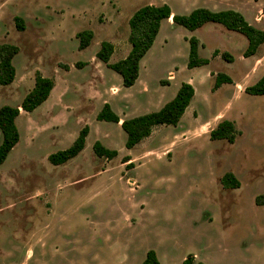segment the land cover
<instances>
[{
	"label": "rangeland",
	"instance_id": "obj_1",
	"mask_svg": "<svg viewBox=\"0 0 264 264\" xmlns=\"http://www.w3.org/2000/svg\"><path fill=\"white\" fill-rule=\"evenodd\" d=\"M165 4L178 15L234 10L264 30V0H0V44L19 48L16 80L0 86V108L20 107L37 73L55 80L46 103L21 111L20 142L0 166V264H96L95 255L103 264H142L150 250L161 264L189 255L204 264H264V206L256 205L264 194V96L245 93L264 76V45L244 58L248 41L238 32L213 23L192 32L164 21L131 88L96 57L109 42L110 63L125 59L133 14ZM85 31L94 37L80 50L77 35ZM192 37L208 66L188 68ZM220 73L233 83L216 90ZM183 83L196 93L188 113L132 150L121 123L97 120L105 104L121 120L159 111ZM224 120L235 124L234 144L210 139ZM86 126L84 151L53 166L49 155ZM98 141L118 157H97ZM127 156L133 167L123 164ZM227 174L239 189L223 185Z\"/></svg>",
	"mask_w": 264,
	"mask_h": 264
},
{
	"label": "trees",
	"instance_id": "obj_2",
	"mask_svg": "<svg viewBox=\"0 0 264 264\" xmlns=\"http://www.w3.org/2000/svg\"><path fill=\"white\" fill-rule=\"evenodd\" d=\"M172 18L175 25L183 27L188 31H196L206 24L213 23L222 25L229 31H235L243 35L248 46L244 52V58H251L258 54L261 46L264 45V30L252 26L245 17L234 10L211 11L206 8H198L188 15L173 14L170 6H144L137 10L129 21L130 36L129 42L131 50L127 57L117 63L111 64L110 59L114 53V46L109 42H103L96 57L109 69L116 72L121 78L123 86L133 87L140 76L141 61L152 49L160 33L164 21ZM17 28L24 30V21L21 18L15 19ZM94 35L91 31L79 33V49H87ZM189 62L188 68L194 69L209 64L208 59L201 58L199 55V41L192 37L189 39ZM19 54V48L11 44H0V86H9L16 79V69L13 65L14 58ZM216 55L219 53L216 52ZM222 58L233 63L234 58L228 52L222 54ZM232 79L226 74H218L215 79L214 88L217 90L224 84H232ZM55 87V80L44 77L40 73L35 76L33 89L27 94L20 107L9 105L0 108V131L2 142L0 144V166H2L11 151L20 142V133L16 124L21 115V111L33 113L42 106L51 96ZM245 93L251 96H264V76L254 85L245 89ZM195 98V89L189 83H183L176 96L164 105L159 111L138 117L122 120L121 128L126 133V149L132 150L149 138L155 128L163 125L177 126L187 109ZM100 122H110L119 124L121 119L112 110L109 104H105L97 115ZM89 135V127H84L74 143L65 150L58 151L49 155L48 161L53 166L64 165L70 160L78 157L86 147V140ZM238 132L235 124L229 120L220 122L217 127L210 132L212 141L225 140L234 144ZM94 154L106 160H113L118 157L119 152L106 148L101 142L93 145ZM132 159L127 156L123 159V164L133 167ZM222 183L226 188L239 189L240 183L233 174H227ZM257 206H264V194L256 198ZM142 264H161L155 251L150 250ZM182 264H204L196 262L193 255H189Z\"/></svg>",
	"mask_w": 264,
	"mask_h": 264
},
{
	"label": "crops",
	"instance_id": "obj_3",
	"mask_svg": "<svg viewBox=\"0 0 264 264\" xmlns=\"http://www.w3.org/2000/svg\"><path fill=\"white\" fill-rule=\"evenodd\" d=\"M181 1H186V0H181ZM198 1H202V0H198ZM171 10H172V12H173V14H175V11H174V9H172L171 8ZM191 13V12H190ZM190 13H187L186 15H188V14H190ZM168 21V23H169V25H171L172 26V23H173V21H172V18H170L169 20H167ZM173 26H177V25H175V24H173ZM162 28V27H161ZM194 32V31H193ZM199 55H200V53H199ZM110 61H111V59H110ZM206 66H208V65H206ZM204 67V66H203ZM17 76V75H16ZM16 80V79H15ZM15 82V81H14ZM12 85V84H11ZM51 95H52V93H51ZM195 95H196V93H195ZM49 99H50V97H49ZM48 99V100H49ZM47 100V101H48ZM46 101V102H47ZM45 102V103H46ZM36 111V110H35ZM188 113V109H187V111H186V113L185 114H187ZM120 123H122V120H121V122ZM156 129V128H155ZM153 133H154V131H153ZM152 133V134H153ZM132 162V161H131ZM199 262L201 261L200 260V258H199V260H198ZM94 262L96 263V264H103V261H101V258L98 256V255H95L94 256Z\"/></svg>",
	"mask_w": 264,
	"mask_h": 264
}]
</instances>
